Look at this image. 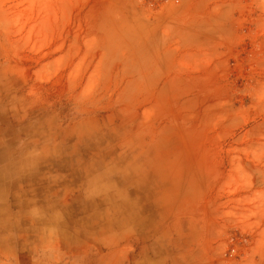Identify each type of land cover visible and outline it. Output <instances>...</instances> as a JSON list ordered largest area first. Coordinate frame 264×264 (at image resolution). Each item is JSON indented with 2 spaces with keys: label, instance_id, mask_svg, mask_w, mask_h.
<instances>
[{
  "label": "rangeland",
  "instance_id": "obj_1",
  "mask_svg": "<svg viewBox=\"0 0 264 264\" xmlns=\"http://www.w3.org/2000/svg\"><path fill=\"white\" fill-rule=\"evenodd\" d=\"M95 177L137 202L72 254L47 217ZM42 238L74 264H264V0H0V264Z\"/></svg>",
  "mask_w": 264,
  "mask_h": 264
},
{
  "label": "crops",
  "instance_id": "obj_2",
  "mask_svg": "<svg viewBox=\"0 0 264 264\" xmlns=\"http://www.w3.org/2000/svg\"><path fill=\"white\" fill-rule=\"evenodd\" d=\"M70 162L72 163L73 160ZM85 178H88V175H86ZM97 180L99 179L95 177V179H91L87 182L88 186L89 184L91 186L95 183L96 187L95 189L88 188L86 191V195L89 197H85L84 202L88 204L92 203V207H90L88 211H84L82 215L73 216V218H63L62 216H57L56 218L47 217L48 224L57 228L55 229V227H52L54 230L50 229L51 232L48 231L45 234L53 239L56 238L57 242L63 241V245L68 244L69 229L71 227L72 234L75 238V244L73 249L70 250L67 248L66 250L67 252H72V254H80L85 251L91 252L92 249H96L95 245L98 242L104 247L109 242L111 243V241L117 239L120 233L114 230V228L119 226H122L121 229L125 228L122 220L127 221L130 218L129 212H127V215L126 211L133 208L132 205L134 202H137L134 199L131 200L128 198H124L126 199L125 201H119L118 197L122 196V194L113 189L116 188L115 181H100L97 185ZM92 196L100 197L92 199ZM42 239L43 243L45 240H48L46 238ZM91 245L94 247L91 248Z\"/></svg>",
  "mask_w": 264,
  "mask_h": 264
},
{
  "label": "clouds",
  "instance_id": "obj_3",
  "mask_svg": "<svg viewBox=\"0 0 264 264\" xmlns=\"http://www.w3.org/2000/svg\"><path fill=\"white\" fill-rule=\"evenodd\" d=\"M35 216L36 213H33ZM75 238L72 234L71 227L69 229L68 235V245L74 246ZM22 250L28 251L27 247ZM36 255L40 258L39 264H74V261L71 259H65L64 254L61 252L58 245L53 240H45L38 248L35 249ZM33 264H37V261L34 260Z\"/></svg>",
  "mask_w": 264,
  "mask_h": 264
},
{
  "label": "built area",
  "instance_id": "obj_4",
  "mask_svg": "<svg viewBox=\"0 0 264 264\" xmlns=\"http://www.w3.org/2000/svg\"><path fill=\"white\" fill-rule=\"evenodd\" d=\"M136 1L150 8H156L165 3H168L169 1L176 2V0H136Z\"/></svg>",
  "mask_w": 264,
  "mask_h": 264
}]
</instances>
